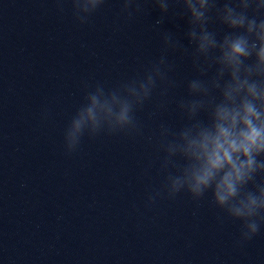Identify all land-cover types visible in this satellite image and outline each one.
I'll list each match as a JSON object with an SVG mask.
<instances>
[{"label": "water", "instance_id": "water-1", "mask_svg": "<svg viewBox=\"0 0 264 264\" xmlns=\"http://www.w3.org/2000/svg\"><path fill=\"white\" fill-rule=\"evenodd\" d=\"M63 6L61 13L56 0H0V264H264V226L237 243L240 222L213 206L210 192L146 207L164 179L160 124L187 122L177 101L198 76L181 50L168 53L175 87L163 97L157 89L137 112L144 136L85 135L65 154L64 131L85 83L114 87L161 55L152 27L161 13L146 3L145 14L126 20L120 0H106L80 25L68 0ZM159 27L189 46L186 17Z\"/></svg>", "mask_w": 264, "mask_h": 264}, {"label": "clouds", "instance_id": "clouds-1", "mask_svg": "<svg viewBox=\"0 0 264 264\" xmlns=\"http://www.w3.org/2000/svg\"><path fill=\"white\" fill-rule=\"evenodd\" d=\"M56 2L63 13L65 0ZM68 2L75 21L86 25L106 0ZM146 3L161 13L152 25L161 38V55L114 87L85 83L83 103L64 131L65 154L76 153L85 135L144 136L137 112L157 89L163 97L175 87L169 76L175 64L168 53L181 50L191 56L198 76L187 82L188 98L177 101L187 122L178 129L160 124L164 179L161 188L147 195L146 207L181 192L195 201L210 192L212 205L240 222L237 243L243 244L264 226V0H120V15L132 20L147 12ZM175 17L187 18L189 46L159 27ZM217 24L227 29L222 35ZM165 107L161 103L157 111ZM42 115L47 118L48 111ZM146 139L151 142L153 136Z\"/></svg>", "mask_w": 264, "mask_h": 264}]
</instances>
